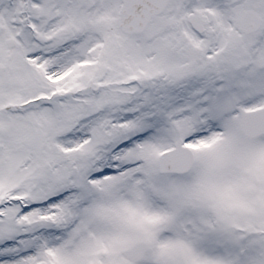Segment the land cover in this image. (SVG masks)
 I'll list each match as a JSON object with an SVG mask.
<instances>
[{"label": "snow or ice", "instance_id": "obj_1", "mask_svg": "<svg viewBox=\"0 0 264 264\" xmlns=\"http://www.w3.org/2000/svg\"><path fill=\"white\" fill-rule=\"evenodd\" d=\"M0 264H264V0H0Z\"/></svg>", "mask_w": 264, "mask_h": 264}]
</instances>
